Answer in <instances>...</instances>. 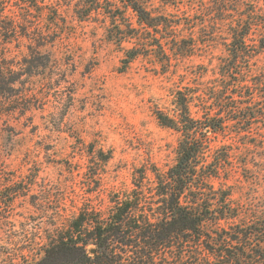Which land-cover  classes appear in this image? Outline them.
<instances>
[{"label":"rangeland","instance_id":"1","mask_svg":"<svg viewBox=\"0 0 264 264\" xmlns=\"http://www.w3.org/2000/svg\"><path fill=\"white\" fill-rule=\"evenodd\" d=\"M90 1L36 0L29 11L19 0H0V25L7 28L13 19L23 23L19 40L5 37V80L13 77L17 61L27 68L25 59L33 57L30 47L55 53L59 60L52 75L46 73L50 76L46 80L22 76L26 87L7 85L0 90V180L6 185L34 181L29 194L15 199L12 209L4 201L0 204V264H9L14 253L17 264L35 263L43 254L40 243L58 224V211L69 220L87 203L107 210L110 192L131 191L145 167L166 171L174 165L181 133L161 124L156 111L174 115L178 91L202 88L200 84L214 77L219 58L226 54L223 37L229 26L220 20L206 23L197 9L201 0H196L197 7L187 11L194 23L193 34L185 24L178 28V35L186 38L181 46L192 47L191 52L174 54L169 48L172 40H163L171 64L164 62L167 54L158 47H149L141 48V54L126 66L125 49L140 47L134 40L122 45L113 40L111 25L102 13L78 17L77 8L83 14ZM205 1L213 4V0ZM261 5V22L252 30L258 42L264 32ZM155 7L179 16L187 9L182 4L177 11L159 0ZM254 64L257 71L264 70V50ZM18 92L29 96L18 100ZM251 133L259 137L264 128L255 126ZM234 139L221 135L215 144L234 142L236 152L246 156L244 140ZM92 149L112 151V158L104 165L98 163L90 154ZM240 157L230 178L226 180L223 172L221 181L233 185L234 197L243 202L257 188L255 195L263 197L264 177L256 179L258 184L245 178L237 167L242 166ZM249 168L257 169L253 164ZM148 179L145 183L152 184L151 171Z\"/></svg>","mask_w":264,"mask_h":264},{"label":"trees","instance_id":"2","mask_svg":"<svg viewBox=\"0 0 264 264\" xmlns=\"http://www.w3.org/2000/svg\"><path fill=\"white\" fill-rule=\"evenodd\" d=\"M19 1L30 11L36 0ZM156 1L92 0L88 11L81 14L83 10L77 8L75 12L85 19L102 13L111 25L113 40L120 45L134 40L140 48L125 49L126 66L141 54V48L158 47L167 54L163 40H172L174 45L169 48L174 54L187 55L192 47L181 46L186 38L178 35V28L185 24L193 34L194 23L187 11L195 9L197 1L159 0L177 11L186 5L182 16L167 8L159 10ZM212 2L201 0L197 9L206 23L220 20L229 26L223 37L226 54L219 58L214 77L200 84L202 88L178 91L174 115L156 111L161 124L181 133L175 164L166 171L145 167L131 191L110 192L107 210L87 203L69 220L58 211V224L45 235L40 243L43 254L32 264H264V196L255 195L257 188L243 202L234 197L233 185L221 181L223 172L226 180L230 178L239 155L242 166L237 167L245 178L256 184V179L264 177V135L251 133L255 126L264 128V70L254 68L255 58L264 50V32L259 42L252 38L254 26L261 22L264 0ZM242 5L251 9L245 12L249 8L240 9ZM231 11L235 13L230 15ZM20 23L13 19L7 28L0 25V90L7 85L26 87L24 80L32 77L46 80L58 68L55 53L30 47L33 57L25 59L27 68L17 61L13 77L5 80V37L19 40L23 34ZM168 55L164 62L171 64ZM206 73L207 69L200 76ZM26 96L28 92H18L17 98ZM221 135L244 140L246 156L236 152L234 142L215 144ZM90 154L104 165L113 153L92 149ZM148 171L154 174L152 184L145 183L149 182ZM33 183L6 185L0 180V204L4 201L12 209L14 200L28 195ZM14 254L9 264H17Z\"/></svg>","mask_w":264,"mask_h":264},{"label":"water","instance_id":"3","mask_svg":"<svg viewBox=\"0 0 264 264\" xmlns=\"http://www.w3.org/2000/svg\"><path fill=\"white\" fill-rule=\"evenodd\" d=\"M91 252L94 253L95 252V249H92Z\"/></svg>","mask_w":264,"mask_h":264}]
</instances>
